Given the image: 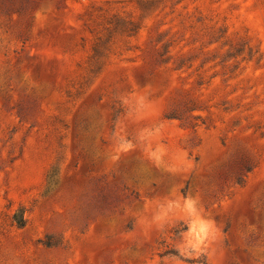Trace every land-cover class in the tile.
I'll return each instance as SVG.
<instances>
[{"label":"rangeland","instance_id":"obj_1","mask_svg":"<svg viewBox=\"0 0 264 264\" xmlns=\"http://www.w3.org/2000/svg\"><path fill=\"white\" fill-rule=\"evenodd\" d=\"M0 264H264V0H0Z\"/></svg>","mask_w":264,"mask_h":264},{"label":"trees","instance_id":"obj_2","mask_svg":"<svg viewBox=\"0 0 264 264\" xmlns=\"http://www.w3.org/2000/svg\"><path fill=\"white\" fill-rule=\"evenodd\" d=\"M250 171V169L248 168V172ZM239 184H241V181L239 182ZM17 225L20 228H23L25 226V219L22 217L20 218V220H17Z\"/></svg>","mask_w":264,"mask_h":264},{"label":"clouds","instance_id":"obj_3","mask_svg":"<svg viewBox=\"0 0 264 264\" xmlns=\"http://www.w3.org/2000/svg\"><path fill=\"white\" fill-rule=\"evenodd\" d=\"M188 206H189V208L191 209V207H192L191 203H189V205H188Z\"/></svg>","mask_w":264,"mask_h":264}]
</instances>
